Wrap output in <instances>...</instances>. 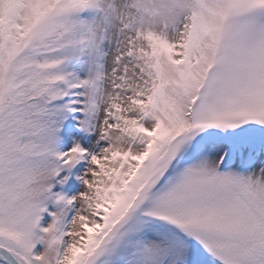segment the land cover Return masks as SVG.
Wrapping results in <instances>:
<instances>
[{
    "label": "snow or ice",
    "instance_id": "snow-or-ice-1",
    "mask_svg": "<svg viewBox=\"0 0 264 264\" xmlns=\"http://www.w3.org/2000/svg\"><path fill=\"white\" fill-rule=\"evenodd\" d=\"M0 264H264V0H0Z\"/></svg>",
    "mask_w": 264,
    "mask_h": 264
},
{
    "label": "rangeland",
    "instance_id": "rangeland-1",
    "mask_svg": "<svg viewBox=\"0 0 264 264\" xmlns=\"http://www.w3.org/2000/svg\"><path fill=\"white\" fill-rule=\"evenodd\" d=\"M74 140H79L82 146L88 147L90 143H92L93 140H95V135H88L80 132H75L74 134H69V137L62 147H57L60 151H67L71 148L72 143ZM103 142H101L102 144ZM88 166L87 160H81L78 163L75 164V166L70 170L62 171L59 176L56 178V180H59L60 178L64 177L65 175L68 176L67 181L61 185L59 183H56L55 180L53 181V186L57 184V190L51 189L52 192H60L65 197H72L78 194L83 190L82 183L77 179L78 176L84 174L86 172ZM46 211L44 213H41V221H40V227H46L47 223L51 221L52 217L49 215L50 212L55 211V205L51 202L46 203ZM40 248V245H37V249Z\"/></svg>",
    "mask_w": 264,
    "mask_h": 264
},
{
    "label": "clouds",
    "instance_id": "clouds-1",
    "mask_svg": "<svg viewBox=\"0 0 264 264\" xmlns=\"http://www.w3.org/2000/svg\"><path fill=\"white\" fill-rule=\"evenodd\" d=\"M50 178L51 177L49 173L46 172L45 170L36 171L32 177L34 181L33 184L34 191H36L37 194H42Z\"/></svg>",
    "mask_w": 264,
    "mask_h": 264
},
{
    "label": "trees",
    "instance_id": "trees-1",
    "mask_svg": "<svg viewBox=\"0 0 264 264\" xmlns=\"http://www.w3.org/2000/svg\"><path fill=\"white\" fill-rule=\"evenodd\" d=\"M66 123V122H65ZM64 123V125L62 126V128H64L66 126V124Z\"/></svg>",
    "mask_w": 264,
    "mask_h": 264
}]
</instances>
